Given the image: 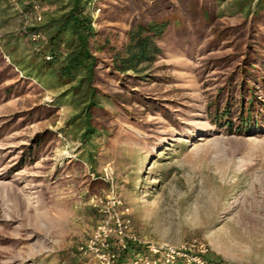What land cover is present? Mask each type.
Wrapping results in <instances>:
<instances>
[{
    "label": "rangeland",
    "instance_id": "1",
    "mask_svg": "<svg viewBox=\"0 0 264 264\" xmlns=\"http://www.w3.org/2000/svg\"><path fill=\"white\" fill-rule=\"evenodd\" d=\"M14 6L0 19V35L24 23L23 9ZM241 18L225 13L222 20ZM33 50L17 47L19 56ZM4 58L10 62L8 54ZM204 58L196 50L166 49L148 65L146 73L166 67L160 72L167 79L148 86L185 104L188 117L178 129L150 113L137 121L116 117V131L100 141L94 170L82 162L80 143L63 132L69 108L58 107L54 121L19 123L0 135V264H95L78 246L103 218L101 206L111 196L128 208L121 216L143 241L196 242L211 261L264 264V128L241 136L209 122L205 107L221 69L199 68ZM53 96L37 84L0 104V124ZM44 128L57 136L52 150L9 172Z\"/></svg>",
    "mask_w": 264,
    "mask_h": 264
},
{
    "label": "trees",
    "instance_id": "2",
    "mask_svg": "<svg viewBox=\"0 0 264 264\" xmlns=\"http://www.w3.org/2000/svg\"><path fill=\"white\" fill-rule=\"evenodd\" d=\"M14 5L23 9L24 23L0 35V104L37 84L54 96L14 113L0 124V135L19 123L54 121L58 107L69 108L63 132L80 143L82 162L94 170L100 141L116 131V117L137 121L150 113L178 129L188 117L185 104L148 86L167 79L160 72L166 67L144 72L166 49L196 50L205 57L199 68L221 69L205 107L211 124L241 136L264 128V0H0V19ZM225 13L242 18L224 21ZM20 43L35 50L32 56L18 55ZM56 139L47 128L36 132L8 171L35 163ZM114 249L121 262L140 247Z\"/></svg>",
    "mask_w": 264,
    "mask_h": 264
},
{
    "label": "built area",
    "instance_id": "3",
    "mask_svg": "<svg viewBox=\"0 0 264 264\" xmlns=\"http://www.w3.org/2000/svg\"><path fill=\"white\" fill-rule=\"evenodd\" d=\"M33 11L36 21L39 22L40 6L35 3ZM36 37L32 35V39ZM121 207L123 210L118 211ZM127 211L128 208L123 206L119 198L109 197L100 209L103 218L78 246L81 257L92 259L95 264H177L179 261L184 264H224L205 258L204 247L196 242L176 246L166 242L141 240L131 232L130 219L121 216ZM130 244L140 247V250L131 259L118 262V252L114 247L125 250Z\"/></svg>",
    "mask_w": 264,
    "mask_h": 264
}]
</instances>
